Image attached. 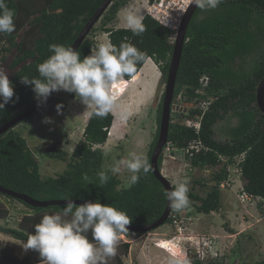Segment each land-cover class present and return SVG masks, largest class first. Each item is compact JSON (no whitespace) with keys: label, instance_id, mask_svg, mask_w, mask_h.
Wrapping results in <instances>:
<instances>
[{"label":"trees","instance_id":"1","mask_svg":"<svg viewBox=\"0 0 264 264\" xmlns=\"http://www.w3.org/2000/svg\"><path fill=\"white\" fill-rule=\"evenodd\" d=\"M102 1L6 0L8 7L15 11V31L0 33V65L11 58L9 68L14 72L10 82L14 96L0 110V127L38 101L32 86L21 83V78H39L37 66L52 54L49 45L71 46ZM127 3L128 0H112L77 50L81 58L91 54L95 50L96 33L107 35L117 47L122 42H130L146 53V59L138 64L133 76L123 80L132 79L146 60L151 59L160 72L159 88L165 84L174 42L170 41L169 31L148 15H144L143 20L146 31L139 36L133 35L128 28L113 27L118 13ZM200 11L196 9L187 28L173 95L172 105H185L187 114L179 112L182 121L171 115L167 143L172 147L163 148L158 168L161 170L163 160L169 158L184 162L191 169L210 171L209 178L188 182L190 204L185 208L193 207L198 214L209 215L222 208L219 185L226 179V172L219 156L229 162L243 156L239 163L243 190L264 198V115L255 100V89L264 77V1L223 0L214 13L199 18ZM250 58L253 59L252 68L246 71L244 66ZM202 75L209 77V85L200 95L196 91ZM55 93L42 108L55 100ZM163 94L164 90L156 107V129L146 155L149 166L158 137ZM203 101L211 102L204 112L196 107ZM35 114L21 123L28 122ZM229 114L237 119L236 125L225 132L224 141H219L215 137V127ZM195 116H201L198 132L184 124L185 120H195ZM113 120L111 113L105 117L89 115L82 138L71 153L52 142L43 146L46 158L66 164L65 170L53 177L41 176L37 158L26 139L15 130L18 125L10 129L0 136V186L38 201L70 198L109 204L125 211L132 219L130 224L134 225L154 222L165 209L166 196L151 168L146 174L141 171L135 185L124 187L117 174L102 167L104 145ZM193 140H200L208 149L188 157L186 149ZM101 171L109 175L105 184L98 178ZM175 187L172 185V190ZM16 201L30 210L19 221L18 229L11 230L14 241L23 245L0 240V264H41L39 254L25 248L28 235L34 232L43 215L58 212L64 206L32 208ZM185 209H173L164 225H171L172 216ZM7 215L8 211L0 203V221L7 219ZM129 248V242L119 243L116 255L107 258V264H125L123 260ZM190 255L193 264L202 263L194 253ZM207 263L215 264L214 261ZM242 264H264V258Z\"/></svg>","mask_w":264,"mask_h":264},{"label":"rangeland","instance_id":"2","mask_svg":"<svg viewBox=\"0 0 264 264\" xmlns=\"http://www.w3.org/2000/svg\"><path fill=\"white\" fill-rule=\"evenodd\" d=\"M129 7L132 9L134 7L133 10L144 16L146 1L143 3V0H128L125 8ZM209 12L214 13L215 9L201 10L198 17L202 18ZM119 25L126 26L123 11L120 12L113 27ZM104 37L105 34L96 33L94 38L95 49L99 43L103 42ZM10 59L0 65L6 71L9 80L14 72L9 68ZM252 64L253 59H248L244 66L246 71L251 70ZM144 71L141 72V75L144 74ZM155 71L158 80L156 79L154 88L152 87L153 78L151 76L146 83L138 82L135 84V90L129 88L122 98H120L122 89L126 83L124 81L119 82L115 92L118 93L121 90L120 99L114 102L110 112L111 114L113 112L116 128L115 126L113 129L111 128L112 134L104 145L105 156L102 163L104 169H111L117 161L130 158L133 154H140L146 158L156 129V107L164 90V85L157 88L160 72L158 68ZM57 105H61L59 111H57ZM179 107L187 108L183 104H175L172 107L171 115L176 120L182 121L180 119L182 114L179 113L181 108ZM91 111L92 109L86 108L74 93L61 90L55 93V100L47 107L41 108L31 120L18 124L15 128L26 139L29 149L37 158L42 177L56 176L66 168L65 163L46 158L42 153L43 146L52 142L57 148L71 153L82 138L83 129ZM117 119L120 120L118 125ZM46 120L50 122H45ZM236 122L235 117L230 114L226 115L215 127L216 139L224 141L225 132L234 127ZM165 163L166 165H164ZM161 172L175 186L180 179L186 178L190 182L193 179L204 180L210 176V171L191 169L184 162L172 159L163 160ZM131 174L126 168H122L121 172L117 173L122 186L128 187V177ZM240 184V181L236 179L231 188L221 189L222 208L218 213L198 214L195 208L190 207L177 214L183 218L186 226L183 236L194 237L193 241L197 244H201V237H212L218 252V259L214 261L215 264H242L264 258V221L260 222L261 213L256 205L243 206L238 202L235 193L239 190ZM196 189L199 195H202L199 187ZM0 203L8 211L7 219L0 221V225L9 230H17L19 221L25 213H30V210L16 200H10L5 196H0ZM175 232L174 226L164 225L152 232L140 235L128 233L122 236L120 243L127 239L132 244L129 255L125 258L132 264H193L190 254L187 257L183 255L184 250L188 248L183 236L172 241L178 243L182 248L183 253L177 254L175 252L179 258H175L166 250H161L155 246L161 240L175 235ZM0 239L3 242H15L9 235L0 234ZM15 243L23 245L21 242ZM174 251L177 250L174 249ZM201 264L208 263L202 262Z\"/></svg>","mask_w":264,"mask_h":264},{"label":"clouds","instance_id":"3","mask_svg":"<svg viewBox=\"0 0 264 264\" xmlns=\"http://www.w3.org/2000/svg\"><path fill=\"white\" fill-rule=\"evenodd\" d=\"M221 3L223 0H190V5L202 11L214 10ZM122 11L124 22L133 35L139 36L146 31L143 14L130 7ZM14 18L15 11L8 7L6 0H0V33L15 31ZM49 49L52 54L37 66L39 78L24 76L21 83L32 86L40 101H46L51 93L61 90L74 93L86 108L92 109L89 115L98 117L107 116L113 109L114 98L109 89L126 76H133L138 64L146 59V53L132 43L122 42L117 47L107 35L83 58L71 46L51 44ZM13 96V85L0 67V110ZM60 107L56 106L57 111ZM122 168L132 173L128 177L129 187L139 181L141 171L145 174L150 171L147 159L140 154L117 161L111 172L120 173ZM98 178L105 184L109 175L101 171ZM188 193L185 178L178 180L174 190H166L164 195L171 208L180 211L190 204ZM65 201L60 211L43 215L34 232L28 235L25 248L37 252L41 264H107V258L116 255L121 237L128 234L126 226L132 219L125 211L109 204L85 202L76 205L70 198Z\"/></svg>","mask_w":264,"mask_h":264},{"label":"water","instance_id":"4","mask_svg":"<svg viewBox=\"0 0 264 264\" xmlns=\"http://www.w3.org/2000/svg\"><path fill=\"white\" fill-rule=\"evenodd\" d=\"M111 2L112 0L102 1V3L99 5V7L94 12V14L89 18V20L83 26V28L77 35L76 39L72 43L71 47H73L74 49L79 48L81 43L86 39V37L88 36L93 26L97 23V21L100 19L103 12L107 9V7L110 5ZM196 9L197 8L194 5H189V7L187 8L183 16V19L181 21V24L179 26V29L174 39L173 52L171 55L170 64H169V68H168V72H167V76H166V80L164 84V94H163V100H162V108H161V116H160V124H159L157 142L150 156L151 172L153 176L157 179V181L162 185L165 191L172 190V184L162 174L161 170L158 168V161L163 152V148L167 145L169 123H170L172 107H173L172 105L173 95H174V89H175V84H176L177 72H178V68L180 64V58L182 54V48H183V44L185 41V36H186L188 25ZM53 94L54 92L51 93L47 97L46 101L38 100L28 109H26L22 113L18 114L17 116L13 117L11 120L3 124L0 127V136L5 134L10 129H13L14 127H16L18 124H20L25 119L35 114L38 110H40L47 103V101L50 99V97ZM255 100H256L257 108L264 115V77L260 80V82L258 83L255 89ZM0 194L11 197L15 200H18L32 208H47V207H52V206H65L67 203L65 201L66 199L38 201L23 193H18V192L6 189L2 186H0ZM71 200L76 205H81L85 202H90V201H83V200H77V199H71ZM172 210L173 208H171L170 203L166 197L165 209L157 220H155L152 223L146 224V225L129 224L126 227L128 231L132 234H144V233L152 232L162 227L165 224L167 219L170 217ZM0 234L11 236L12 231L0 225Z\"/></svg>","mask_w":264,"mask_h":264},{"label":"built area","instance_id":"5","mask_svg":"<svg viewBox=\"0 0 264 264\" xmlns=\"http://www.w3.org/2000/svg\"><path fill=\"white\" fill-rule=\"evenodd\" d=\"M189 5L190 0H146L145 15H148L163 28L167 29L170 33V41L174 42L176 33ZM208 85L209 77L207 75H202L199 79V88L196 93L203 95ZM210 103V101H203L200 102L196 107L204 112ZM179 108H181L180 111H182L185 115L187 114V108ZM200 117L195 116V120H185L184 124L188 127L194 128V130L198 132L200 126ZM165 147H172V145L167 143ZM207 149L208 148L200 140H193L188 144L186 150L188 157H192L194 154L201 151H206ZM218 159L221 163V166L225 168L226 172V179L220 183L219 188L229 189L232 187L235 180L238 179L241 183L239 190L235 193L238 202L243 206L256 205L261 213V219L264 221V198L254 197L243 190L239 168V163L242 161L243 156L236 157L233 162H229V159L222 156H219ZM171 225L175 227L176 234L170 239L161 240L160 242L156 243L155 246L158 247V245L166 243L167 245L163 250H166L171 254V256L175 258H179V255L176 256V253H183L181 250L182 248L178 243H173L172 241L174 239H179L180 236H183L186 226L183 218L178 215L172 216ZM193 238L194 237L192 236H183L185 243L188 244V248L184 250V257H187L188 254L194 253L195 258L202 262L216 261L218 259V252L216 251L215 242L213 241L212 237H201V244L195 243ZM174 249L177 251H174ZM123 261L125 264H132L127 258H124Z\"/></svg>","mask_w":264,"mask_h":264},{"label":"crops","instance_id":"6","mask_svg":"<svg viewBox=\"0 0 264 264\" xmlns=\"http://www.w3.org/2000/svg\"><path fill=\"white\" fill-rule=\"evenodd\" d=\"M145 1L146 0H143V3H145ZM140 7V6H139ZM133 9H134V7H133ZM122 11V10H121ZM120 11V12H121ZM120 12H119V14H120ZM119 14H118V18H119ZM115 28H127V26H125V27H123V26H118V27H115ZM157 69V67H156V65L153 63V61L151 60V59H148V60H146V62L143 64V66H142V68H141V70H139V72L132 78V79H130L129 81H125V80H122V81H124L126 84L124 85V87H123V89H122V96L120 97V98H122L124 95H125V92L130 88L131 90L133 89V90H135L136 89V87H135V84H137L138 82H140V83H146V81H148V79H149V77H151L152 76V82H153V84H152V87L154 88V86L156 85V82H157V74H156V70ZM145 70V71H144ZM144 71V74H142L141 75V72H143ZM134 78H135V80H134ZM157 79V80H156ZM151 84V83H150ZM119 97L118 98H116V100L114 101V102H116L117 100H119L120 99ZM112 114H113V112H112ZM119 121L120 120H116V123H117V125L119 124ZM113 126H115V128H116V125H115V121H113V124H112V126H111V128L113 129ZM110 128V132H111V129ZM119 128V127H118ZM112 134V133H111ZM111 136V135H110ZM109 136V137H110ZM165 159H169V158H165ZM164 165H166V163L164 164ZM187 165V164H186ZM164 168H165V166H164ZM163 173V172H162ZM260 220V222H262L263 220L260 218L259 219ZM194 224V223H193ZM192 224V225H193ZM172 237V235L170 236V237H168V238H165V240L166 239H169V238H171ZM1 240V239H0ZM124 242H129L127 239L126 240H124ZM124 242H122V243H124ZM130 243V242H129ZM131 248H132V244L130 243V248H129V252H130V250H131ZM128 255H129V253H128Z\"/></svg>","mask_w":264,"mask_h":264},{"label":"bare ground","instance_id":"7","mask_svg":"<svg viewBox=\"0 0 264 264\" xmlns=\"http://www.w3.org/2000/svg\"><path fill=\"white\" fill-rule=\"evenodd\" d=\"M134 80H135V78H134ZM118 86H119V83H117L115 86L111 87V88H110V91H109L110 94L113 96L114 101L116 100V98L119 97V94H120V92H121V90H120L118 93L115 92L116 89L118 88ZM110 135H111V132H110V130H109L108 137H109ZM166 245H167V244L164 243V244H162V245H158V247H159V249L163 250V249H165Z\"/></svg>","mask_w":264,"mask_h":264}]
</instances>
